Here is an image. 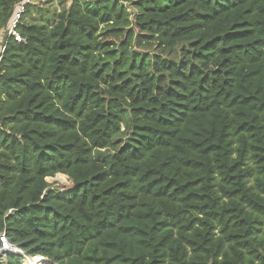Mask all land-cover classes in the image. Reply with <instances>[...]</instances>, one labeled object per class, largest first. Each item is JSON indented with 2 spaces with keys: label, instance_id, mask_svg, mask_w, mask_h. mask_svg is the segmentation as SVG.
<instances>
[{
  "label": "trees",
  "instance_id": "trees-1",
  "mask_svg": "<svg viewBox=\"0 0 264 264\" xmlns=\"http://www.w3.org/2000/svg\"><path fill=\"white\" fill-rule=\"evenodd\" d=\"M26 2L0 0L26 40L0 66V234L50 264H264V0Z\"/></svg>",
  "mask_w": 264,
  "mask_h": 264
},
{
  "label": "rangeland",
  "instance_id": "rangeland-1",
  "mask_svg": "<svg viewBox=\"0 0 264 264\" xmlns=\"http://www.w3.org/2000/svg\"><path fill=\"white\" fill-rule=\"evenodd\" d=\"M69 1L70 0H35V2H41L44 8H49L51 14H53V12L55 11H60L61 9H63V6H66V4H68ZM137 50L146 51L147 53H150V54L154 53L153 48L149 50H146V48H139ZM179 56H180L179 48H177L176 50L173 51V53L169 55V58L178 59ZM47 181L50 183V186L52 189L66 190L74 186L73 181L68 176L65 175L63 179V176L61 174H58L52 178H48ZM17 253L23 255L24 257L23 264H37L35 260L38 258V256L37 257H27L23 251L17 252ZM0 259L4 262L6 261V257L4 256V253H0ZM45 263L50 264V261L48 260V262H45ZM40 264H44V263L42 262Z\"/></svg>",
  "mask_w": 264,
  "mask_h": 264
},
{
  "label": "built area",
  "instance_id": "built-area-1",
  "mask_svg": "<svg viewBox=\"0 0 264 264\" xmlns=\"http://www.w3.org/2000/svg\"><path fill=\"white\" fill-rule=\"evenodd\" d=\"M35 0H27L26 3L29 2H34ZM24 7H20L17 13V17L14 20V22L12 23V25L10 26L9 29H6L5 32L2 33V35H0V66L2 64V61L4 59L6 50H7V44H8V40L9 38H13L15 41L19 42V43H23L26 42V40L24 39V37H22L20 35V33L17 30L18 27V22L22 16V14L24 13ZM0 242L2 244V247L0 249V253H17V252H21V250L16 247L15 245L11 244L6 235L5 234H0Z\"/></svg>",
  "mask_w": 264,
  "mask_h": 264
},
{
  "label": "bare ground",
  "instance_id": "bare-ground-1",
  "mask_svg": "<svg viewBox=\"0 0 264 264\" xmlns=\"http://www.w3.org/2000/svg\"><path fill=\"white\" fill-rule=\"evenodd\" d=\"M63 176V179H64V177H65V175H62ZM36 261V263L37 264H40V263H44V264H46L45 262V260L42 258V257H40V256H38V258L35 260Z\"/></svg>",
  "mask_w": 264,
  "mask_h": 264
},
{
  "label": "water",
  "instance_id": "water-1",
  "mask_svg": "<svg viewBox=\"0 0 264 264\" xmlns=\"http://www.w3.org/2000/svg\"><path fill=\"white\" fill-rule=\"evenodd\" d=\"M128 7H130V5H127ZM46 262H48V259L45 257H42Z\"/></svg>",
  "mask_w": 264,
  "mask_h": 264
}]
</instances>
